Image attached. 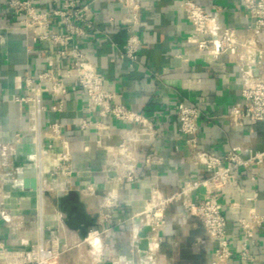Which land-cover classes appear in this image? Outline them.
Returning <instances> with one entry per match:
<instances>
[{
	"label": "crops",
	"instance_id": "obj_1",
	"mask_svg": "<svg viewBox=\"0 0 264 264\" xmlns=\"http://www.w3.org/2000/svg\"><path fill=\"white\" fill-rule=\"evenodd\" d=\"M32 1L42 11L55 2ZM82 1L91 8L93 26L78 42L106 77L108 89L120 95L126 108L145 116L150 129L143 131L139 125L113 118L101 119L96 111L89 110L85 92L74 80L64 77L66 59L49 61L55 47L37 43L32 32L20 31L17 18L0 0V236L9 247L25 249L39 242L48 245L50 238L58 235L67 245L59 264H119L120 256L132 264H211L210 238L180 201L166 206L160 239L151 241L146 256L135 247L133 229L145 225L142 214L155 193L162 199L182 190L188 191L192 199L205 193L204 188L192 189L207 175L188 160L186 138L179 132L180 102L203 110L198 134L201 149L218 156L232 149L244 157L252 156L264 135V126L246 122L244 127H236L230 115L235 108L246 110L242 90L259 73L246 71L242 52L205 61L188 42L192 26L177 9L186 0H141L138 32L143 46L139 65L129 70L128 63L117 56L128 35L118 0ZM195 1L220 26L234 29L241 36L248 35L253 26L239 0ZM255 41L258 49L264 47V31ZM258 59H264L263 55L259 53ZM44 71L60 77L68 91L65 111L53 113V102L47 101L48 110L42 118L40 138L47 156L43 160L44 194L40 197L31 107L16 99L28 93L24 78L30 76L36 81ZM55 122L63 127L61 139L49 131V125ZM83 122L93 125L82 128ZM96 123L100 125L96 127ZM16 135L20 136L18 142ZM63 139L68 142L70 160L66 166L72 173L66 178L52 177L53 160L64 151ZM240 174L242 193L230 188L217 196L233 246L242 238L240 219L250 209L264 214V163L256 161L242 168ZM107 203L110 207H105ZM86 224L94 225L89 233L110 229L100 235L105 250L98 262L79 237ZM257 240L252 249L254 264H264V228Z\"/></svg>",
	"mask_w": 264,
	"mask_h": 264
},
{
	"label": "built area",
	"instance_id": "obj_2",
	"mask_svg": "<svg viewBox=\"0 0 264 264\" xmlns=\"http://www.w3.org/2000/svg\"><path fill=\"white\" fill-rule=\"evenodd\" d=\"M3 1L8 12L17 18V28L20 31L32 32L37 43H48L55 47L56 51L48 58L49 61L53 62L56 58L66 59L67 71L64 77L74 80L85 92L89 110L96 111L101 119L113 118L119 122L139 125L143 131L150 129L147 127L145 116L126 108L121 103L120 95L108 89L106 77L88 59L78 42L88 36V29L93 26L89 4L83 3L82 0H55L50 9L42 11L32 0ZM118 2L124 11L122 24L126 27L128 35L117 56L120 61L128 63L129 70H134L140 63L143 46L138 32L142 21V4L141 0ZM239 3L246 17L253 22L246 36L239 35L234 29L220 26L195 0L183 1L177 9L186 16L192 26L188 42L194 45L196 52L202 55L205 61L213 62L221 55L242 52L246 58V71L251 75L255 70L258 71V78L246 84L242 90L246 110L235 108L230 120L236 127H244L246 122L264 126V59H258L259 53L264 57V47L258 49L255 41L257 34L264 31V0H239ZM23 81L28 93L16 101L31 107L37 145V154L34 157L38 171L37 192L42 197L43 160L47 156L40 138L42 118L48 110L47 101L53 102L50 107L53 113L61 114L65 111V96L68 90L62 79L51 71L41 72L36 81L30 76H26ZM177 115L179 132L186 138L188 160L193 165L200 166L207 175L206 179L195 183L192 189L204 188L205 193L196 199H192L186 190L169 199H162L155 193L142 214L145 217V225L151 227V241L160 239L159 230L166 206L173 201H180L187 214L200 221L210 238L213 245L211 264H231L232 261L238 264H254L256 255L252 249L258 244L257 234L264 228V214L250 209L246 217L240 219L239 230L242 238L237 246H233L228 235L227 219L218 205L217 196L226 193L230 188L242 193L239 184L241 169H247L256 161L264 163V152L245 160L241 152L233 149L223 156L205 151L200 148L198 137L202 108L183 101L177 106ZM92 125L91 122H83L82 128ZM99 125L95 124L96 127ZM62 128L57 122L49 125V131L56 139H61ZM16 138L17 142L20 141L19 135H16ZM62 143L64 151L53 160L55 169L51 173L52 177L66 178L72 173L70 167L66 166L70 160L68 142L63 139ZM88 191L94 193L92 187H88ZM105 207H110V204H105ZM106 218H110V215H106ZM109 231L110 229L95 230L89 235H102ZM66 251L67 245L58 235H53L48 245L39 242L25 249L9 247L0 236V264H59ZM95 261L98 262V259Z\"/></svg>",
	"mask_w": 264,
	"mask_h": 264
},
{
	"label": "water",
	"instance_id": "obj_3",
	"mask_svg": "<svg viewBox=\"0 0 264 264\" xmlns=\"http://www.w3.org/2000/svg\"><path fill=\"white\" fill-rule=\"evenodd\" d=\"M256 75H258V71L255 70ZM264 152V135L260 139L259 145L253 150L252 157H255L257 154H261ZM247 160L249 157H244ZM32 188L35 189V182H32ZM94 225L86 224L84 228L81 229V233L79 235L80 239L84 242L85 239L89 236V227H93ZM150 236H151V227L149 225H144L141 231L138 233V241L135 243V247L141 253L142 256H146L150 251Z\"/></svg>",
	"mask_w": 264,
	"mask_h": 264
},
{
	"label": "clouds",
	"instance_id": "obj_4",
	"mask_svg": "<svg viewBox=\"0 0 264 264\" xmlns=\"http://www.w3.org/2000/svg\"><path fill=\"white\" fill-rule=\"evenodd\" d=\"M141 231V226H136L133 229V238L138 236V233ZM85 243L89 246V252L92 256L96 258H101L104 255L105 250V242L102 237L96 233H91L86 239ZM119 264H132V262L128 261L126 257H119Z\"/></svg>",
	"mask_w": 264,
	"mask_h": 264
},
{
	"label": "bare ground",
	"instance_id": "obj_5",
	"mask_svg": "<svg viewBox=\"0 0 264 264\" xmlns=\"http://www.w3.org/2000/svg\"><path fill=\"white\" fill-rule=\"evenodd\" d=\"M107 172H108V171H107ZM112 177H113V176H112ZM112 177H111V178H112ZM153 247H156V246L153 245Z\"/></svg>",
	"mask_w": 264,
	"mask_h": 264
}]
</instances>
